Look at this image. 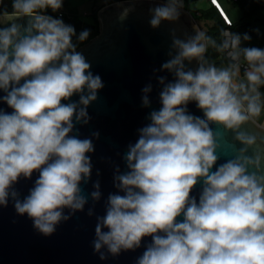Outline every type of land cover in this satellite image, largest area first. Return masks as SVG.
Here are the masks:
<instances>
[{
    "label": "clouds",
    "instance_id": "1",
    "mask_svg": "<svg viewBox=\"0 0 264 264\" xmlns=\"http://www.w3.org/2000/svg\"><path fill=\"white\" fill-rule=\"evenodd\" d=\"M182 2L166 0L150 9V26L177 21ZM210 2L231 24L219 1ZM62 3L13 0L11 12H0V24L10 25L0 28V90L6 93L0 100L13 110H0V206L6 207L11 197L16 213L27 214L46 237L87 203L80 184L90 178L86 154L94 145L70 133L74 123L89 122L87 107L104 86L76 50L74 27L44 14L46 9L58 11ZM129 11L125 8L119 18ZM25 17L26 25L17 23ZM194 28L195 35L185 39L173 33L175 54L169 52L171 59L161 70L172 73L174 82L158 78L163 85L161 108L150 113V123L128 146L127 171L114 176V186L123 195L109 194L106 214L97 217L93 246L101 260L106 258L101 249L115 257L139 248L142 238L151 236L136 264H264V136L241 130L245 124L254 125L264 110V49L242 47L241 36L228 30L217 42ZM88 36L89 30H84L77 40L84 42ZM209 47L225 54L229 63H209ZM194 60L198 67L193 71L185 61ZM150 91L151 85L142 89L144 107L149 106ZM74 94L78 102L61 103ZM190 102L203 118L188 113ZM212 125L231 132L241 145L215 171L211 169L220 158L221 136ZM34 171L39 178L21 201L13 185L21 177L31 178ZM200 181L197 202L190 192ZM93 188L91 199L98 201L99 183ZM181 215L183 220L177 221Z\"/></svg>",
    "mask_w": 264,
    "mask_h": 264
},
{
    "label": "water",
    "instance_id": "2",
    "mask_svg": "<svg viewBox=\"0 0 264 264\" xmlns=\"http://www.w3.org/2000/svg\"><path fill=\"white\" fill-rule=\"evenodd\" d=\"M164 3L160 0H119L97 11L98 34L76 50L85 56L91 65L89 70L101 78L104 86L98 90L97 99L87 107L89 122L74 123L70 133L79 139H91L94 145V151L86 154L91 161L90 178L80 184L87 203L82 211L71 214L67 221L56 226L52 235L46 237L33 227L27 214L16 213L14 201L9 197L7 206H0V264H136L151 244V236L143 237L139 248L122 251L115 257L108 254L106 249H101L106 256L101 260L100 254L94 251L93 241L97 217L106 214L109 194L123 195L114 186V176L127 171L124 157L128 146L137 142L138 130L150 123V113L161 108L159 94L163 85L159 84L158 78L164 77L165 84L174 82L172 73L161 70L162 64L171 59L169 52L175 54L171 47L173 33L176 38L185 39L195 35L194 27L201 30L193 16L183 8L177 21H162L158 27L152 28L149 23L152 18L150 9ZM125 8L130 11L121 20L120 13ZM27 19L17 20V23L26 25ZM8 26V23L0 24V28ZM185 65L193 71L198 67L195 60L190 64L185 61ZM148 85H151V91L147 93L149 106L144 107L142 97L145 94L142 89ZM4 95L6 93L0 90V97ZM78 101L79 96L74 94L61 103ZM0 110L6 113L13 111L2 100ZM187 111L203 118V112L195 102L187 105ZM211 127L221 136L220 158L211 169L215 171L216 167L232 158L241 145L233 141L231 132L225 133L217 125ZM241 130L264 136L259 131L264 130V126L257 121L254 125H243ZM93 133H98V137H94ZM258 149L259 145L249 149L248 154L252 155ZM38 178V171H34L29 179L19 178L13 185L18 199L22 201L29 194ZM97 182L101 197L93 201L90 194ZM201 191L202 181L193 187L190 196L198 202ZM89 209L92 210L91 216L88 215ZM64 214L68 215L69 210L64 209ZM182 220V215L177 217V221ZM102 230L107 231L106 228Z\"/></svg>",
    "mask_w": 264,
    "mask_h": 264
},
{
    "label": "trees",
    "instance_id": "3",
    "mask_svg": "<svg viewBox=\"0 0 264 264\" xmlns=\"http://www.w3.org/2000/svg\"><path fill=\"white\" fill-rule=\"evenodd\" d=\"M100 0H93L96 5ZM119 0H106L102 5L97 6L91 14L92 22H85L79 15L76 7L69 6L67 0H63V8L65 14L58 18L55 12L46 9L44 14L52 16L53 18L61 19L65 24L71 25L75 29V35L72 37V42L76 45V48L86 44L89 40L95 37L99 32V23L97 20V11L100 7ZM184 3V9H187L189 0H182ZM195 1V0H190ZM205 6L203 9H198L193 16V19L198 24L202 31H205L207 35L216 39L219 42L220 34L228 30L234 34L241 36L242 47H256L264 49V0H218L225 13L231 20V27L225 23L223 18L218 13L217 9L212 5L210 0H203ZM13 0L8 4L0 5V12H11ZM229 5L235 7L238 11V15L230 17L227 8ZM89 30L88 39L84 42H79L77 37L84 31ZM247 35L250 39L243 40V36ZM206 58L209 63H214L218 67L226 66L229 63L225 54L215 51V49L209 47L206 52ZM244 69L241 67V76L243 77ZM262 95H264V86L260 89Z\"/></svg>",
    "mask_w": 264,
    "mask_h": 264
},
{
    "label": "rangeland",
    "instance_id": "4",
    "mask_svg": "<svg viewBox=\"0 0 264 264\" xmlns=\"http://www.w3.org/2000/svg\"><path fill=\"white\" fill-rule=\"evenodd\" d=\"M10 1L11 0H0V5L1 4H8ZM88 2H89V0H69L68 4H69V6L78 7V9H88V8H90V6L88 5ZM102 3H100V5H102ZM187 5H188L187 9H185V10L188 11L189 13H191L192 15H195L196 10L201 9V8L203 9V7L205 6L203 0H195L192 2L189 0ZM227 11H228L230 17L235 18L238 15L237 9L235 7H233L232 5L228 6ZM81 16L85 22H91L92 21L91 16H85V15H81ZM255 121H257L259 124L264 126V110H262L261 114L257 118H255Z\"/></svg>",
    "mask_w": 264,
    "mask_h": 264
},
{
    "label": "crops",
    "instance_id": "5",
    "mask_svg": "<svg viewBox=\"0 0 264 264\" xmlns=\"http://www.w3.org/2000/svg\"><path fill=\"white\" fill-rule=\"evenodd\" d=\"M67 1H69V0H67ZM78 2V1H77ZM105 3L106 2V0H100L96 5L94 4V2L91 0H89V2H88V5L90 6V8H88V9H78V7H76V9H77V11H78V13H79V15H80V17L82 18V16L81 15H85V16H91V14H92V12L94 11V9L97 7V6H99L100 5V3ZM102 3V4H103ZM83 19V18H82ZM84 20V19H83ZM92 22V21H91ZM90 22V23H91Z\"/></svg>",
    "mask_w": 264,
    "mask_h": 264
},
{
    "label": "built area",
    "instance_id": "6",
    "mask_svg": "<svg viewBox=\"0 0 264 264\" xmlns=\"http://www.w3.org/2000/svg\"><path fill=\"white\" fill-rule=\"evenodd\" d=\"M160 1H163V2L166 3V0H160ZM49 10H51V9H49ZM51 11H52V10H51ZM55 13H56V15H57L58 18L62 17V16L66 13L65 10H64V8H63V5H62V7H61L58 11H56ZM245 67H246V65L242 63V68L244 69ZM241 77H242V76H241Z\"/></svg>",
    "mask_w": 264,
    "mask_h": 264
},
{
    "label": "flooded vegetation",
    "instance_id": "7",
    "mask_svg": "<svg viewBox=\"0 0 264 264\" xmlns=\"http://www.w3.org/2000/svg\"><path fill=\"white\" fill-rule=\"evenodd\" d=\"M191 14V13H190ZM192 15V14H191Z\"/></svg>",
    "mask_w": 264,
    "mask_h": 264
}]
</instances>
